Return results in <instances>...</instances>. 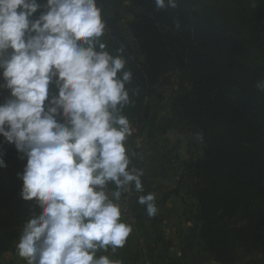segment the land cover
<instances>
[{
	"label": "clouds",
	"instance_id": "9594fccd",
	"mask_svg": "<svg viewBox=\"0 0 264 264\" xmlns=\"http://www.w3.org/2000/svg\"><path fill=\"white\" fill-rule=\"evenodd\" d=\"M105 28L97 0H0V137L25 161L20 198L39 208L16 244L26 264H119L97 252L123 248L132 231L118 203L130 187L143 191L121 114L132 73L101 42ZM138 203L156 214L153 194Z\"/></svg>",
	"mask_w": 264,
	"mask_h": 264
},
{
	"label": "trees",
	"instance_id": "16d2710c",
	"mask_svg": "<svg viewBox=\"0 0 264 264\" xmlns=\"http://www.w3.org/2000/svg\"><path fill=\"white\" fill-rule=\"evenodd\" d=\"M116 1L97 6L106 50L132 73L121 114L141 131L161 99L157 89L176 72L171 120L203 137L201 156L186 164L203 248L220 264H264V92L256 87L264 80V8L254 0H180L175 9L126 0L143 12L121 22L107 12ZM129 142L139 154L132 166L141 169L145 149L132 135ZM0 152L14 163L6 193L18 194L25 161L2 137Z\"/></svg>",
	"mask_w": 264,
	"mask_h": 264
},
{
	"label": "crops",
	"instance_id": "0c3cea01",
	"mask_svg": "<svg viewBox=\"0 0 264 264\" xmlns=\"http://www.w3.org/2000/svg\"><path fill=\"white\" fill-rule=\"evenodd\" d=\"M257 4L264 8V0H258ZM50 91L55 89L50 86ZM7 96L8 91L0 89V101ZM160 105L159 100L153 102L141 130L145 159L141 168L143 191L137 192L136 199L138 222L135 226L130 225L132 231L123 248H117L115 252L111 248L100 250L97 256H107L119 264H142L143 254L138 248V238L144 237L148 254L156 263L220 264L203 248L195 218V199L189 191L186 164L201 156L200 140L196 133L186 135L174 126L170 103L164 111ZM129 123L132 135L134 125ZM125 143L126 150L130 149L129 136ZM199 146L200 150L197 149ZM13 166L14 163L7 171L0 192V264H26V260L18 256L16 244L24 223L39 212L33 201L20 198V192L15 195L6 193V177ZM149 193L154 195L157 208L153 216H149L145 207L138 203L140 196ZM120 219L126 223L122 217Z\"/></svg>",
	"mask_w": 264,
	"mask_h": 264
},
{
	"label": "built area",
	"instance_id": "2783aa9c",
	"mask_svg": "<svg viewBox=\"0 0 264 264\" xmlns=\"http://www.w3.org/2000/svg\"><path fill=\"white\" fill-rule=\"evenodd\" d=\"M133 136V146L138 149L144 148V136L141 131H137L134 127L132 131ZM114 186H108L106 191H111ZM136 199L137 191L134 186L130 187L129 191L122 194L121 200L118 202L121 205V217L124 221L131 225L135 226L138 222L137 211H136ZM138 248L143 254L142 264H178L175 261H165L163 263H156L152 257L148 254L146 241L144 237L138 238Z\"/></svg>",
	"mask_w": 264,
	"mask_h": 264
},
{
	"label": "rangeland",
	"instance_id": "374dc122",
	"mask_svg": "<svg viewBox=\"0 0 264 264\" xmlns=\"http://www.w3.org/2000/svg\"><path fill=\"white\" fill-rule=\"evenodd\" d=\"M180 1V0H179ZM258 0H255V3H257ZM179 5V3H178ZM107 12L111 15H115L119 18V20L122 22L124 20H128L134 17L135 14L142 13V9L134 7L131 5L129 1L126 0H117L114 5L109 7L107 9ZM101 42H104L103 36L100 38ZM177 92V84H176V72H173L170 75V83L167 84L164 87L158 88L157 89V94L156 96H161V99L156 98L155 100H159L161 103V110H167L168 105L171 101L172 95H174ZM200 150L199 148H197ZM11 164L13 163H8L7 167L3 169V173L0 174V192L2 191L1 188L4 185L5 182V176L7 174V171L11 168Z\"/></svg>",
	"mask_w": 264,
	"mask_h": 264
}]
</instances>
